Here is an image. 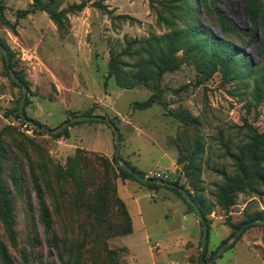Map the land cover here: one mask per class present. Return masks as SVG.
<instances>
[{
	"label": "rangeland",
	"instance_id": "374dc122",
	"mask_svg": "<svg viewBox=\"0 0 264 264\" xmlns=\"http://www.w3.org/2000/svg\"><path fill=\"white\" fill-rule=\"evenodd\" d=\"M0 44L27 89L26 117L50 130L109 119L122 163L190 193L207 224L204 262L264 218V0H0ZM21 96L0 51V195L15 234L12 245L0 222V245L12 264H202V225L183 196L132 179L118 194L127 179L105 122L52 137L20 118ZM152 97L158 105L137 108ZM234 176L242 190L219 199ZM212 264H264V227L245 229Z\"/></svg>",
	"mask_w": 264,
	"mask_h": 264
},
{
	"label": "water",
	"instance_id": "95a60500",
	"mask_svg": "<svg viewBox=\"0 0 264 264\" xmlns=\"http://www.w3.org/2000/svg\"><path fill=\"white\" fill-rule=\"evenodd\" d=\"M0 51L3 55L4 61H5V66L7 68L9 77L11 78L12 81H14L18 86L21 87V91H22V96L19 102V114L21 119L24 122H27L31 125H33L32 121H27L25 115H24V103H25V99L27 97V89L26 87L23 85V83L18 79V77L15 75V73L13 72V70L10 67V63H9V58H8V53L6 51V49L0 44ZM103 121L105 122L113 131V135H114V145H115V162H116V166L121 169L122 171H125L127 173H129L130 175L134 176L139 182L143 183V184H156V185H160V186H164V187H169V188H175L177 189L185 198V200L193 207L196 215L198 216L201 224H202V237H201V247H200V255H199V261L202 264H212L214 262V260L218 257V255L220 253H222V251H224L230 244L234 243L237 238L241 235V233L247 229L250 226L253 225H262L264 227V220H253L250 221L248 223H245L243 225H241L227 240L226 242L218 249V251L213 255L212 259L208 262H204V252L206 250V245H207V224L205 219L202 216V213L200 211V209L198 208L197 204L188 196V194L180 187L169 183L167 181L164 180H160V179H150V178H144L142 176H140L139 174H137L136 172H134L128 165H126L125 163L121 162L120 156H119V151H120V134L118 129L114 126V124L106 118H101V117H92V116H77V117H73L70 120H68L67 122H64L62 124H60L57 128L50 130L44 127H41L39 125H34V127L41 133H47L50 134L52 136L57 135L59 133H61L63 130L68 129V127L74 123V122H79V121Z\"/></svg>",
	"mask_w": 264,
	"mask_h": 264
},
{
	"label": "trees",
	"instance_id": "16d2710c",
	"mask_svg": "<svg viewBox=\"0 0 264 264\" xmlns=\"http://www.w3.org/2000/svg\"><path fill=\"white\" fill-rule=\"evenodd\" d=\"M85 6V3H82L81 5L77 6V7H74V10H77V11H81V9ZM35 12V9L33 8L30 12L28 11H24V12H19L18 13V16L19 17H26L29 13H34ZM47 14L49 15L50 19L51 20H54V21H58V16L51 13L50 11H46ZM118 65H120L118 59L115 57V56H112L110 55V59H109V62H108V72H110L111 75L115 74L117 72V67ZM9 75V74H8ZM16 75V74H15ZM11 79V78H10ZM12 81V80H11ZM12 83L15 85V86H18L14 81H12ZM117 84L119 85V80H117ZM20 87V86H18ZM21 88V87H20ZM158 101L155 99V98H150L148 100H146L145 102L143 103H137L136 106L139 110H144V109H148L150 108L151 106L153 105H158ZM24 115H25V112H24ZM90 116V115H88ZM26 117V115H25ZM21 118V117H20ZM27 121H32L33 122V126L36 124V125H39L41 127H43L42 125H40L37 121H34L33 119H30L29 117H26ZM66 130H63L61 133L57 134V135H54L52 137H60L61 135L65 134L66 133ZM253 154V157H255L254 153ZM79 155V154H78ZM78 157L80 158H84L83 159V163L84 164H88L90 162L89 159H85V156L83 155H79ZM127 165V164H126ZM131 168V167H130ZM119 169V168H118ZM134 172H136L133 168H131ZM120 173L124 176V178L126 179H132V180H136L138 181L134 176L130 175L129 173L125 172V171H122L121 169H119ZM137 173V172H136ZM0 174H1V165H0ZM139 174V173H137ZM140 175V174H139ZM141 176V175H140ZM259 179L261 181L264 182V176H262L261 178L259 177ZM242 181L237 178V177H226L225 178V183L226 185L225 186H221V187H218V193L219 195L217 196L219 199L220 198H225L227 200L228 197H231L230 196V191L232 190V187L233 188H239L241 186V183ZM146 186L148 187H157L156 184H145ZM175 185V184H174ZM179 187V186H178ZM243 187H240L239 189L242 190ZM238 189V190H239ZM171 190L177 192L179 195L183 196L177 189L175 188H171ZM187 194L188 196L192 199L190 193L183 189ZM229 195V196H228ZM193 200V199H192ZM194 201V200H193ZM119 202L121 203V205L124 207V203L119 200ZM195 202V201H194ZM196 203V202H195ZM230 204V201L229 203ZM191 206V205H190ZM198 206V205H197ZM192 207V206H191ZM193 208V207H192ZM199 208V207H198ZM200 209V208H199ZM201 211V210H200ZM12 213H13V209L11 207V204H10V200H9V197L6 195V194H1L0 195V222L1 224L3 225L4 229L6 230L7 232V235H8V238L11 242L12 245H14V241H15V234H14V230H13V227H12V223H13V216H12ZM202 213V212H201ZM203 216V215H202ZM41 217H42V224H43V228L45 231H50L52 229V220H51V216H50V212L48 210V208L45 206L43 200H42V203H41ZM264 220V218H261V217H255L254 219L250 220V221H253V220ZM248 221V222H250ZM246 222V223H248ZM201 223V222H200ZM245 224V223H243ZM242 224V225H243ZM202 225V224H201ZM242 234V233H241ZM238 239V238H237ZM0 253H1V259L3 260V264H12V261L9 257V252L7 251L6 248H4V246L0 245ZM105 256L107 258H109V260H112L113 257H114V253L112 251H106L105 252ZM1 264V263H0Z\"/></svg>",
	"mask_w": 264,
	"mask_h": 264
},
{
	"label": "crops",
	"instance_id": "0c3cea01",
	"mask_svg": "<svg viewBox=\"0 0 264 264\" xmlns=\"http://www.w3.org/2000/svg\"><path fill=\"white\" fill-rule=\"evenodd\" d=\"M84 148L86 150H90V151H93V152H97V153H101V154H105L104 152H102L101 150H99L98 148H96L95 146H84ZM107 155V154H105ZM133 182L131 180H125L124 182L120 181V183H118V194H119V190H120V187L122 188H126L127 186H130ZM120 196V195H119ZM130 198V195L128 196ZM121 198V197H120ZM121 200L123 201V203L125 204V206L127 207L128 209V206H127V203L124 201V199L121 198ZM131 218H132V215L130 213V211L128 210Z\"/></svg>",
	"mask_w": 264,
	"mask_h": 264
},
{
	"label": "built area",
	"instance_id": "2783aa9c",
	"mask_svg": "<svg viewBox=\"0 0 264 264\" xmlns=\"http://www.w3.org/2000/svg\"><path fill=\"white\" fill-rule=\"evenodd\" d=\"M153 178L166 181V180H168L169 175L168 174H165V173H155L153 175Z\"/></svg>",
	"mask_w": 264,
	"mask_h": 264
}]
</instances>
